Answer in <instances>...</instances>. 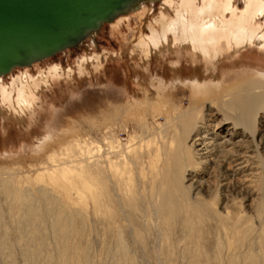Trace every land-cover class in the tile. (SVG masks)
I'll list each match as a JSON object with an SVG mask.
<instances>
[{
    "label": "rangeland",
    "instance_id": "374dc122",
    "mask_svg": "<svg viewBox=\"0 0 264 264\" xmlns=\"http://www.w3.org/2000/svg\"><path fill=\"white\" fill-rule=\"evenodd\" d=\"M160 2L143 1L79 46L0 76L8 89L16 77H36L51 65L59 70L36 94L32 117L22 122L0 94V264H58L62 245L68 246V264H264V158L250 152L248 159L237 146L222 144L241 132L224 115L244 119L246 98L264 91L255 78L264 72V49L251 45L238 55L223 49L215 69L228 85L227 97L195 92L190 77L201 72L199 65L169 49L151 51L149 79L136 80L139 57L131 52L137 37L149 34L146 25ZM177 59L182 80L172 78ZM185 120L192 131L205 127L207 142L217 144L206 162L193 152L196 133L183 134ZM39 131L51 139L36 150L31 142ZM105 138L130 160L128 189L106 169L108 158L117 156L105 150ZM147 139L160 145L163 159L156 167L149 149L140 147ZM85 144L93 154H82ZM181 169L186 199L174 192L167 217L161 192Z\"/></svg>",
    "mask_w": 264,
    "mask_h": 264
},
{
    "label": "bare ground",
    "instance_id": "6f19581e",
    "mask_svg": "<svg viewBox=\"0 0 264 264\" xmlns=\"http://www.w3.org/2000/svg\"><path fill=\"white\" fill-rule=\"evenodd\" d=\"M143 1L145 0H135V2L133 1L132 2L133 4L131 3L132 5L131 4H130L131 6L129 5L130 7L127 6L125 9L120 11V14L119 13L118 14L119 15L125 14L126 12H128V10L132 8H136L139 5V3ZM242 1H243V6L240 7L236 2V0H161L160 10L158 15L153 19L152 22H149L146 25L148 26L149 34L142 33L141 35H139L135 41V48L131 52V56L137 55L139 57L137 63V69L139 71L134 72L135 79L136 80L149 79L146 65L148 63V59L150 58L151 51L163 52V50L169 49L170 51L173 50L178 53L184 52L189 57L191 64H193L194 66L199 65L201 72H196L195 70L196 73L192 77H190L191 80L189 85L193 87L195 92L198 91L199 93H204V94H210V93L218 94L221 97L222 96L227 97L231 95L229 89L227 88L228 85L227 86L225 85L224 78L219 77L217 70L215 69L218 59L224 54L223 49H226V52L232 53L233 55H238V53L241 50L251 45H256L258 48L264 49V0H242ZM117 15L114 16L113 18L108 19V21L106 22H110L114 20L117 17ZM115 29L116 27L113 26L112 31L115 32ZM96 31L98 30H95L94 33ZM34 63L36 62H33L28 66H22V67H30ZM180 65L181 63L179 59H177L175 63L172 64L173 80L183 79L180 70L181 68L179 69ZM57 67L58 66L56 65H51L47 70L40 71L36 77H32L30 75L25 78L16 77L14 80H12V84L8 87V89L0 85V94L3 100L2 103L9 110L10 115L14 119L18 120L19 122H22L24 118L27 117L29 118V116H31L32 113L34 114L33 104L35 103L34 101H36V94L40 91L41 87H43V85H45L47 81H49V79L53 75L59 72ZM10 71L0 74V76L8 74L10 73ZM255 78L256 81H258L259 83L258 87L262 86L264 88V72L257 73ZM149 81H151L152 83L154 82V80L152 79L148 80V82ZM136 100H138V98ZM245 103L247 105V108L245 109L244 113H246L247 117H245L244 119L239 117L238 114L232 115L231 118H229V116L224 115V117L228 120H226L225 118L223 119L222 117L221 121L226 120L231 123V126L229 127H233L241 130V132H237V133L235 132L234 134L230 133V136L231 134L234 137L238 136V139L236 141L233 142L231 141L232 138H228V139H224V142L222 144L223 145L233 144L235 147L237 146L239 149L242 150L241 152L242 156L245 155V157H247L248 159L252 158L251 157L252 154H249L250 152L251 153L254 152L255 156H259L260 158L263 159L264 158V123H263L264 91L260 93L257 92L256 94L249 96L248 98H246ZM231 105H234V103ZM1 107L3 109L2 105ZM232 108L233 106H231V108L229 109L232 110ZM260 112L261 115H258V113ZM215 114L216 113H210L209 117H214ZM257 115L259 118H261L260 121H257L258 120ZM251 116L253 117L252 119H250ZM188 125L189 122L186 121V124L184 123V131L185 129H187V131L186 133L184 132L183 134H186L185 136H189L191 133L193 134L196 133V136L194 137L192 142L193 152L196 155V157L204 160L203 162H206L207 157H211L212 154L211 152L213 150L212 146L214 143L212 144V142L211 143L207 142L209 136L205 127H203V131L197 132L196 130L192 131L193 130L191 129L192 127H188ZM198 130L200 131V129ZM165 131H166L165 134L168 133V128ZM50 139L51 138L48 133L39 131V133L38 132L34 133L31 143L34 149L37 150L46 141ZM129 139L130 142L132 138ZM113 141L108 140L106 138L104 139L105 150L108 153L110 152H112L113 154L115 153L117 156L116 159H111V157L110 159L108 158L106 169L110 176L121 177L123 180H125V187L128 189V187L130 188V179H131L129 175L130 160L127 159L122 152L118 151L120 145L115 144ZM140 144H141L140 147L146 146L147 149H149L148 152L149 162L153 167H156V161L162 158V155L160 154L161 153L160 145H157V143H155L151 139H147V141H144V143H140ZM233 145L232 147H234ZM84 146H86L85 149L83 150L80 149V151H82V154L83 152H86V154H91L92 147L86 144ZM251 148L253 149L251 150ZM99 149L100 147L98 146V150ZM124 149H126V152L128 153L132 152L133 150V148H130V146L127 144L125 145ZM219 151L221 152V149H219ZM247 155H251V156L248 157ZM165 160L167 161V157L165 158ZM211 160L212 159H210V161ZM232 160L233 159H231V161ZM239 164L240 163H237V165ZM66 172H68V170L66 169L63 170V173H61V178L65 177ZM181 172L182 169L179 170L177 173L179 182L178 179L176 178L177 181H175L174 183L171 182L173 185L171 186L168 185L169 187H166L165 190L161 192L162 193L161 197L163 200L161 203V207H162L161 213L163 212L165 216H167L171 212L170 206L171 203L174 202L173 199H177L176 196L174 197V192H176L177 194H181L182 197H184L185 195L183 186L180 184V181H182V179H180ZM51 173H54V170L51 171ZM170 177L171 176H169V178ZM169 178L167 179L169 180ZM196 188L197 186L195 185V189ZM185 199H186V195H185ZM29 213L31 220H33L34 222L35 221L34 217L36 212L33 210L31 206H29ZM191 213H193V209ZM65 222L66 221L62 219L58 222L60 225H62L61 227L62 232L64 231ZM34 230L38 231V226L37 227L35 226ZM67 247L66 245H62V247H60L59 249L60 260L59 262H57L58 264L69 263ZM121 253H122V249H121ZM70 260L72 259L70 258Z\"/></svg>",
    "mask_w": 264,
    "mask_h": 264
},
{
    "label": "water",
    "instance_id": "95a60500",
    "mask_svg": "<svg viewBox=\"0 0 264 264\" xmlns=\"http://www.w3.org/2000/svg\"><path fill=\"white\" fill-rule=\"evenodd\" d=\"M133 1L0 0V74L79 46Z\"/></svg>",
    "mask_w": 264,
    "mask_h": 264
},
{
    "label": "flooded vegetation",
    "instance_id": "af4514ba",
    "mask_svg": "<svg viewBox=\"0 0 264 264\" xmlns=\"http://www.w3.org/2000/svg\"><path fill=\"white\" fill-rule=\"evenodd\" d=\"M145 1H147V0H145ZM134 2H135V1H134ZM132 4H133V3H132ZM132 4H131V5H132ZM131 5H130V6H131ZM130 6H129V7H130ZM119 14H120V12H119ZM119 14H118V15H119ZM118 15H117V17H118Z\"/></svg>",
    "mask_w": 264,
    "mask_h": 264
}]
</instances>
